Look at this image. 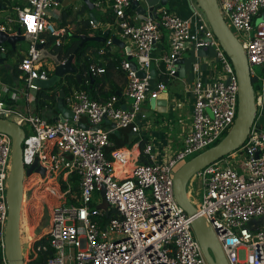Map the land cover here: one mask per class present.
<instances>
[{
  "label": "built area",
  "instance_id": "1",
  "mask_svg": "<svg viewBox=\"0 0 264 264\" xmlns=\"http://www.w3.org/2000/svg\"><path fill=\"white\" fill-rule=\"evenodd\" d=\"M10 1L16 17L7 16L6 23H16L28 41L18 69L23 96L32 101L29 90L36 88L32 80L51 75L38 46L48 49V36L54 37L48 46H59L71 34L49 18L48 10L57 0ZM93 2L97 9L104 8L105 0ZM109 2L110 25L118 38L128 41L136 64V70L126 59L118 64L126 76L125 101L115 94L105 100L91 99L85 89L77 90L65 97L72 117L49 121L30 109L16 110L0 98V117L23 129L28 126L22 141L24 169L36 157L45 168L44 175L33 172L25 179L37 178L34 185L40 183L46 196L55 200L45 233L48 244L36 251H51L45 264H208L192 230V217L174 198L173 176L188 156L205 150L233 124L238 93L233 67L200 10L183 18L161 7L155 18L140 20L137 14H128L130 0ZM216 2L246 54L252 79L258 82L254 89L256 118L241 146L192 176L189 184L197 183L196 193L201 194L200 201L192 204L214 230L228 264H264V125L257 123L264 107V74L256 78L252 70L254 65L264 66V0ZM29 17L34 19L29 22ZM89 22L93 29L98 28V23ZM0 31L9 32V28L0 23ZM163 32L168 48L155 58L152 54ZM111 38L97 49L99 55L113 45ZM199 46L208 47L209 54L198 56ZM190 49L196 59L191 66L192 83L186 86L191 115L180 149L158 162L151 144L144 142L142 151L150 163H143L140 151L113 148L109 134L117 128L135 134L136 144L144 140L141 105L166 92L165 82L155 79L152 83L153 64L162 65L160 74L174 78L178 59ZM3 51L1 46L0 53ZM88 69L91 76L105 71L95 62ZM137 70L145 75L138 76ZM104 121L115 127L102 126ZM80 122L88 127H80ZM10 160L11 138L0 132V264H9L4 228ZM71 174L78 176V192L71 188ZM187 194L190 200L188 189ZM29 254L35 257L32 251Z\"/></svg>",
  "mask_w": 264,
  "mask_h": 264
},
{
  "label": "water",
  "instance_id": "2",
  "mask_svg": "<svg viewBox=\"0 0 264 264\" xmlns=\"http://www.w3.org/2000/svg\"><path fill=\"white\" fill-rule=\"evenodd\" d=\"M59 1V0H57ZM88 8V18L93 23H97L95 16V4L91 0H81ZM169 0H130V8L137 14L140 20L155 18L157 11L161 7H165ZM197 7L203 12L207 23L209 24L214 36L226 56L229 58L234 70L235 77L238 83L237 93V112L233 124L227 133L215 145L206 148L197 153L187 161H185L174 173L173 176V194L178 205L192 217L191 227L197 241L200 244L202 253L208 264H228L223 253L221 245L216 237L214 230L206 222L203 216L196 213V208L189 200L187 194V184L192 176L200 169L206 167L212 162L226 156L227 154L236 150L248 136L250 128L256 118V107L254 102V80L250 75V68L247 62L246 54L239 43L236 36L228 27L223 19L216 0H195ZM4 8L0 4V9ZM108 37V31H105L102 36H80V45L88 41H105ZM25 37L18 31L16 34H9L5 31H0V47L3 43H7L11 48L15 49V44L18 41H23ZM112 44L124 49L127 60L130 62L132 68L136 70V64L131 57V47L126 45L123 40L117 37H112ZM41 55L40 59H49L53 65V72L47 79L35 78L32 82L36 88L29 90L30 94L35 98L39 90H47L53 87L61 78L67 73H73L75 68L72 65L73 57L78 49L66 59L64 63L60 62L57 54L50 52L48 49L39 45ZM209 54V48L206 46H199L197 48L198 56H206ZM5 57V52L0 53V61ZM184 58L178 59L176 77L184 76L185 66ZM137 75L143 77L145 74L141 70H137ZM154 70L150 69V75L153 76ZM79 79V77H78ZM165 93V92H164ZM56 106L60 111L57 115V120L64 121L66 118L72 117V111L65 107L64 96L65 92L60 89L57 92ZM165 94L161 93L157 98H150L149 105L152 109L157 111H165V108H159L158 99L163 98L162 104H166ZM31 105H35V100L31 101ZM106 120V118H105ZM257 123L264 125V107L262 113L257 117ZM115 127L114 123H111ZM82 128L88 126L79 123ZM99 126H94L97 129ZM0 132L7 134L11 138V160L10 170L7 177V219L4 228V243L5 255L9 264H24V257L22 252V245L20 239V221L21 209L24 199V180L33 172L44 175L45 168L41 166L36 157L31 165L26 169L22 162V141L25 136V131L14 121L0 117ZM101 194L103 192L101 191ZM1 229V228H0Z\"/></svg>",
  "mask_w": 264,
  "mask_h": 264
},
{
  "label": "crops",
  "instance_id": "3",
  "mask_svg": "<svg viewBox=\"0 0 264 264\" xmlns=\"http://www.w3.org/2000/svg\"><path fill=\"white\" fill-rule=\"evenodd\" d=\"M193 1H195V0H169L167 2V5L165 6V8L168 9L169 11L177 14L180 17L186 18V17H189L192 10H199L197 8L196 4L193 3ZM2 2H3V4L1 2H0V4L4 6V8H2L3 11L5 10V12H3V20L4 19L6 20L7 16L16 17V13L13 9L14 3L11 2L10 0H2ZM79 2L82 3L81 0H59L58 4L56 6L52 7L50 10H48L49 18L51 20H53L57 26L66 28L68 30V32L71 34V32H73L76 28H79V27H76V21L73 20L75 17L76 11L78 10L77 9L74 11V9L77 8ZM109 5H110L109 0L108 1L105 0V2L103 3L104 8L102 10L98 11L99 17L105 15L104 17L108 18V15H109L110 17L113 18V15L109 11H107ZM7 8L9 9V11L7 10L8 12L6 11ZM66 12L68 13V15H66ZM133 13H134L133 15H136L135 12H133ZM87 14H88V12L85 14L84 17H86V16L88 17ZM62 22L66 23V24L61 25ZM97 23H98V25H97L98 28L93 29L94 31L90 32L86 36H89V37L90 36H102L105 31H108V37L107 38L117 37L116 36V29H115L114 25H110V23L108 21H98L97 20ZM111 23H113V21ZM6 26L9 28V32H8L9 34H16L20 30V27L16 23H13L10 25L6 24ZM68 38L64 39L63 43H66L67 41H69ZM24 40H25V44H23V50L20 51V53H17V45L20 41L16 42V44H15L16 53H14L13 55L9 54L7 51L8 48L12 49L9 44L3 43L1 45L3 47V50H4L3 52H5V57L2 59V61H0V98L3 99L5 104L9 105L10 107H12L16 110L26 112L28 109H30L34 113L40 115L43 118L51 119V121L57 120L56 119L57 115L60 112L58 110L57 106H56L55 111L54 110H47V109L42 110V111L39 109L36 110L35 109L36 104L32 106L31 100L27 101L26 98L23 96V93H22L23 85H22V79L20 78L22 73H21V71L16 73L15 71H13V68H14L15 64H18L20 62V58L24 55V53L27 50L28 41H26V39H24ZM89 42H90V49L87 53L89 54V57L92 60V62H95L97 65L99 63H103V60H105V58L118 60V63L122 60H125V59L127 60V55H126L124 49H122L116 45H112L110 47H107L105 49L106 52L103 55H99L97 53V49L100 48L101 46H103L105 41H99V42L89 41ZM93 42H95V43H93ZM100 42H101V44H97ZM124 42L126 45L130 46L128 41H124ZM47 48L50 52L53 53V50H52L53 46L49 45ZM167 48H168L167 34H166V32H163V36L161 37V40L159 42H157V44L155 45V48H154V51L152 54L153 57L159 58ZM185 52H188V50ZM8 56H11L15 59L14 63L12 65L4 64L5 60L8 58ZM182 57L185 60V62H184V66H185L184 76H182V77L178 76V77L170 78L168 80L169 81L174 80L175 82L176 81H182L184 83V85L186 86V85H188L187 80H186V77L188 75V71L189 70L191 71L190 76L192 77L191 66H192V63L196 59L194 57V60H192L187 66L186 57H184V55ZM102 66H104V65H102ZM48 67L50 68V71H51L50 74H52L53 65L52 64H51V66L48 65ZM161 68H162V65L153 64L154 74L152 77H154V80L152 81V83H154L155 77L157 78V76L160 75ZM262 69H263V72H262V75H263L264 74V66H262ZM112 73H113V75H111L110 79H108V81H106L104 88L105 89L114 88L116 91H118V89H121L122 95H123V91H124V88L126 85L125 73L123 71H122V73H118L116 70H112ZM76 77L78 78L79 75L76 74ZM61 79H63V78H61ZM63 81L64 80H62V82ZM53 87H51V88H53ZM54 90L59 91L60 87L55 86ZM13 94H14V96H13ZM163 94H165V96L167 97V100H168L167 106L165 104H162V102L164 101L163 98L158 99V102H159L158 106H159V108H165V111L162 112V111H157L156 109H153V110H154V112L158 113L159 115L166 113V115H168L169 117H172L173 113L177 110V107L174 105L171 106V104H170L169 99H171V97H170V92L167 88V84H166V92ZM123 97H124V95H123ZM166 97H165V99H166ZM177 97H179V95ZM123 100L125 101V98ZM146 102H147V104H149V100H147ZM64 105H65V107L68 108L66 103H64ZM10 118L13 119V117H10ZM111 123L112 122L104 121L102 126H112ZM139 123L141 126V132H142V136L144 138V141L146 143L151 144V146H152V153L155 156V160L158 162H163L164 160L168 159L171 156L170 155L171 153H169L168 150L166 152L160 153L159 149L152 143L153 140H157V143L163 142L165 147H167L166 146L167 144H171V142H170L171 138L169 137V133H167V132L163 133L162 131H160L161 130L160 128L165 126V122H159L158 121V124L151 125L152 128L147 129V130H144V128L146 127V121L145 120H140ZM145 133H148V135L145 136ZM133 135H135V134H133ZM130 139H131V137H130ZM182 139H183V137H182ZM174 144L177 146V148H179L182 146V140L176 139L174 141ZM112 146H113V143H112ZM139 146H140V144H136V142H135V143L131 144V146L128 148H131L135 153H138L140 151ZM122 147L127 148L126 145H123L121 147H116V148H122ZM177 148L172 150V154L177 150ZM118 169H119V167L116 166V170H118Z\"/></svg>",
  "mask_w": 264,
  "mask_h": 264
},
{
  "label": "trees",
  "instance_id": "4",
  "mask_svg": "<svg viewBox=\"0 0 264 264\" xmlns=\"http://www.w3.org/2000/svg\"><path fill=\"white\" fill-rule=\"evenodd\" d=\"M0 2L3 4L2 0H0ZM87 12H88L87 6L85 3L82 2L81 6L76 11L75 17L73 19L74 21H76V27L79 28H76L73 32H71V36L68 38L69 41L59 46H54L52 48L53 53L57 54L60 59H64V58H68L78 47L72 60V65L75 68V71L73 73L65 74L63 79H60L55 84V86H59L60 89L64 90L65 92L64 103H65V97L67 95L81 89H85L88 92V95L91 99L105 100L108 97L115 94L121 101H123L124 97L122 95L121 89H118V91H116L114 88H110V89L104 88L106 81H108V79H110V76L113 75L112 70H116L118 73H122V71L118 68V64H119L118 60L105 58V60H103V63L98 64V65H104L105 67L104 73L94 76L90 75L88 66L92 62V60L90 59L89 54L87 53L90 49V42L88 41L83 45L79 46L80 36L88 35L90 32L94 31L89 22L90 21L89 18L87 16L84 17ZM133 12L134 11L131 10V8H129L128 14L133 15L134 14ZM66 15H68L67 12ZM95 15L98 21H108L109 23L113 21V18L110 17L109 15L108 18L104 17L105 15L99 17L98 12L96 11H95ZM129 22L131 21L129 20ZM65 24L66 23L64 22L61 23V25H65ZM52 41H54V37L48 36V42L46 43L45 46L48 47V44H50ZM97 44H101V42ZM7 51L11 55L16 53V49L13 50L8 48ZM13 71H15L16 73L20 71L18 69V64L14 65ZM76 74L79 75V80L76 77ZM155 79L161 80L165 82V84L167 81H169L168 78L162 74L157 76V78L155 77ZM62 80L64 81L62 82ZM54 87L47 90L43 89L38 91L36 97L34 98L36 104L35 107L36 110L38 109L41 111L45 109L54 110V111L56 110V97H57L56 94L58 91L54 90ZM254 88H256L255 85ZM48 120L51 121V119ZM117 129H115L112 133L109 134V139H111L113 143V148L121 147L123 145H126V147H130L131 144L137 141V136L133 135V133L129 129L126 128H117ZM226 133L227 132H225L224 134ZM129 136L131 137V139ZM144 142H145L144 140L140 142L139 160L143 163H150V160L142 151L144 148ZM216 143H214L213 145H215ZM68 180L71 184L72 190L78 192V176H76L75 174H71L69 175ZM20 238H21L24 261L26 262L29 258L27 264H45L48 256L50 255L49 253L51 251L49 250L48 252L38 253L36 250L37 247L44 244L45 245L48 244L46 241V234H43L39 237L37 236V238L35 237L34 241H32L33 238L28 241L27 243L28 245L30 244L31 241L32 243L30 245V248L27 247L28 251L26 255L23 251L24 241L22 238V232H20ZM31 251L34 253L35 257H31V258L29 257L30 255L29 252Z\"/></svg>",
  "mask_w": 264,
  "mask_h": 264
},
{
  "label": "rangeland",
  "instance_id": "5",
  "mask_svg": "<svg viewBox=\"0 0 264 264\" xmlns=\"http://www.w3.org/2000/svg\"><path fill=\"white\" fill-rule=\"evenodd\" d=\"M193 3L196 4L195 1H193ZM80 5H81V3L79 2L77 8L74 9V11L77 10ZM196 6H197V4H196ZM7 10L9 11L8 8L6 9V11ZM95 11L98 12V11H100V9H96ZM3 12H5V10L3 11V9H1L0 10V23H2V24L4 23L6 25L7 24L6 20L5 19L3 20ZM238 36L240 37V35H238ZM23 44H25V40L20 41L18 43L17 53H20V51L23 50ZM183 55H184V57H186V62H187V66H188V64L192 60H194L193 50L190 49V50H188V52L183 53L182 56ZM14 60L15 59L13 57L8 56V58L5 60L4 64L12 65L14 63ZM42 61L45 65L51 66V61L49 59H43ZM252 70H253V74L256 78H260L262 76L263 69H262L261 65H254L252 67ZM190 73H191V71L189 70L188 75L186 77L188 85H190L192 83V78H193L190 76ZM257 83L258 82H256V81L253 82V84L255 86ZM166 84H167V88L170 92V97H171V99H169L170 104H171V106L172 105L176 106L177 110L173 113L172 117H169L168 115H166V113L159 115L158 113L154 112V110L146 102V103L141 105V112L145 115V118H143L141 120L146 121V127L144 128V130L152 128L151 125L158 124V121L159 122H165V126L161 127L160 131H162L163 133H165V132L169 133V137L171 138V141H170L171 144H167V145L165 144L167 146V147H165L163 142L157 143V140H153L152 143L159 149L160 153L166 152L168 150V152L171 153L170 155H172V150L177 148V146L174 144V141L176 139L182 140V137L185 135V133L187 132V130L189 128L191 108H190V97H189V94L186 92V86H188V85L185 86L182 81H176L175 82L174 80L167 81ZM176 95L177 96L179 95V97H177ZM167 102H168V100L166 97V101H165L166 106H167ZM23 127L28 132V130H29L28 126H23ZM146 135H148V133H145V136ZM224 135L225 134H223L214 143L221 140V138ZM213 144H211L210 146H212ZM210 146H208V147H210ZM179 148H177V150ZM197 153H199V152H197ZM197 153L193 154L192 156L191 155L188 156L185 161H187L188 159H190L191 157H193ZM36 179L37 178H34V179L28 178V179L24 180L25 194H24V199L22 202V209H21L20 232H22V238L24 241L23 251H24L25 255L28 251V248H30L32 241L35 240V237L38 234H45L49 230L50 218H51V214H50L51 205L55 201V200L48 198L46 196V193L43 190V186H40V183L34 185V183L36 182ZM32 184L34 185V187H32ZM196 185H197V183L195 184V182L192 184H189V183L187 184V189H188V191H190V194H191L190 200L194 205H196L201 199V194L198 195L196 193V191H197ZM45 211H47L48 213L46 214L47 223H46L44 229L35 230L37 228V226L39 225V221H40L42 212L44 213ZM32 238H33V240L28 245L27 244L28 241Z\"/></svg>",
  "mask_w": 264,
  "mask_h": 264
},
{
  "label": "flooded vegetation",
  "instance_id": "6",
  "mask_svg": "<svg viewBox=\"0 0 264 264\" xmlns=\"http://www.w3.org/2000/svg\"><path fill=\"white\" fill-rule=\"evenodd\" d=\"M23 188H24V184H23ZM24 194H25V190H24ZM47 213H48L47 211H45L44 213L42 212L41 218H40V221H39V225L37 226V228L35 230L44 229V227H45V225L47 223V217H46ZM41 235H43V234H38L37 236H41Z\"/></svg>",
  "mask_w": 264,
  "mask_h": 264
},
{
  "label": "snow or ice",
  "instance_id": "7",
  "mask_svg": "<svg viewBox=\"0 0 264 264\" xmlns=\"http://www.w3.org/2000/svg\"><path fill=\"white\" fill-rule=\"evenodd\" d=\"M33 19H34V18H32V17H29V18H28L29 22H31Z\"/></svg>",
  "mask_w": 264,
  "mask_h": 264
},
{
  "label": "bare ground",
  "instance_id": "8",
  "mask_svg": "<svg viewBox=\"0 0 264 264\" xmlns=\"http://www.w3.org/2000/svg\"><path fill=\"white\" fill-rule=\"evenodd\" d=\"M189 182H190V180H189ZM189 182H188V183H189ZM20 239H21V238H20ZM21 245H22V244H21Z\"/></svg>",
  "mask_w": 264,
  "mask_h": 264
},
{
  "label": "clouds",
  "instance_id": "9",
  "mask_svg": "<svg viewBox=\"0 0 264 264\" xmlns=\"http://www.w3.org/2000/svg\"><path fill=\"white\" fill-rule=\"evenodd\" d=\"M37 237V236H36Z\"/></svg>",
  "mask_w": 264,
  "mask_h": 264
}]
</instances>
